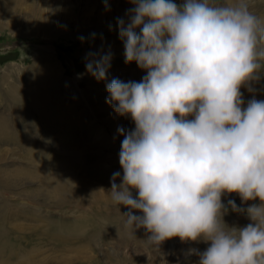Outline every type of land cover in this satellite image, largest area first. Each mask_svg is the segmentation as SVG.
I'll use <instances>...</instances> for the list:
<instances>
[{
    "label": "clouds",
    "instance_id": "obj_1",
    "mask_svg": "<svg viewBox=\"0 0 264 264\" xmlns=\"http://www.w3.org/2000/svg\"><path fill=\"white\" fill-rule=\"evenodd\" d=\"M128 2L127 20L116 21L125 62L147 75L106 83L107 102L135 124L118 128L123 178L113 173V203L130 209L127 224L147 229L154 246L210 242L198 264H264V100L245 107L240 91L264 73V18L251 0ZM111 59L87 60V72L107 81ZM224 193L259 199L244 210L252 223L225 224Z\"/></svg>",
    "mask_w": 264,
    "mask_h": 264
},
{
    "label": "rangeland",
    "instance_id": "obj_2",
    "mask_svg": "<svg viewBox=\"0 0 264 264\" xmlns=\"http://www.w3.org/2000/svg\"><path fill=\"white\" fill-rule=\"evenodd\" d=\"M174 2L179 5L183 0ZM220 2L231 4L234 0ZM132 7L128 0H0V206L5 211L16 204L23 206L22 217L31 218L22 222L27 224L26 230L28 224H41L36 217L39 212L52 214L59 210L58 205L76 219L80 215L92 217L93 208L98 206L92 189H111L115 172L120 173L116 183H122L119 152L124 137L118 128L134 130L135 124L107 102L106 83L112 78L133 81L136 72L147 73L135 62L126 63L121 55L124 44L116 21L127 20L126 12ZM251 9L264 16V0H251ZM108 53L112 56L108 79L98 81L87 72L86 61ZM46 76L54 79L55 86L42 85ZM240 91L245 107L253 98L264 100V73ZM53 98L56 106L44 108ZM52 113L60 115L63 123L51 127L44 117ZM96 126L116 143L115 157L103 155L97 147L102 137L92 133ZM113 159L115 165L110 162ZM39 169L48 172L51 180L67 176L63 182L74 186L64 185L56 202L47 199ZM82 181L86 189L80 186ZM73 188L76 190L71 192ZM132 194L138 198L137 190ZM221 200L223 220L230 228L252 223L244 210L260 204L258 198L245 202L238 193H224ZM230 200L241 211H234ZM29 205L32 211L27 212ZM107 208L111 216L102 221L103 231L68 248L74 250L67 254L74 259L69 264H198L195 253L210 246V242L182 241L179 237L154 246L147 229L127 224L123 214L130 211L128 207Z\"/></svg>",
    "mask_w": 264,
    "mask_h": 264
},
{
    "label": "bare ground",
    "instance_id": "obj_3",
    "mask_svg": "<svg viewBox=\"0 0 264 264\" xmlns=\"http://www.w3.org/2000/svg\"><path fill=\"white\" fill-rule=\"evenodd\" d=\"M261 17L264 18V16ZM121 55L124 56V52ZM30 71L31 70H29V72ZM146 75L147 73L143 74V72H136V74L133 75V81L139 82ZM46 78L47 79L45 80L43 79L44 81L41 80L43 82L42 85L49 84L55 86L54 79L52 77L46 76ZM56 103V100L53 98L49 105H45L44 108L52 109L56 106ZM44 118L48 119L51 127L56 123H63V118L55 113L45 115ZM91 131L94 134L98 133L99 136L102 137L101 142L98 140L99 144L97 145L100 151H102V154L107 155L109 158L115 157L112 156V154L116 150L117 145L116 143H113L112 138L106 136V134L104 136L98 126L93 127ZM110 162H113L115 165L116 160L113 159ZM107 164L111 163L107 162ZM107 164L105 165L106 167H108ZM39 173V177L43 180L42 190L47 194V199L55 200V202L58 200V196L63 193L64 185L66 188L74 186L71 183H66V181L65 183L63 182L67 176L64 178L63 175H57L54 176L53 180H51L50 174L48 172L46 174L44 169H39ZM76 180H74V182ZM80 186L84 189L87 188V184H85V182L83 183V181ZM74 190L76 189L73 188L71 192ZM92 191H94L93 196H95L98 200V206L93 208L94 213L92 212V217L86 218L83 215H80L76 219L74 216L72 217L68 215V212H65V209L58 205L57 208H59V210L54 213L52 212V214L39 212V216L37 215L36 217L39 221H41V224H28V230L24 227L27 224L22 222L31 221V218L22 217V213L24 211L23 206L15 203L16 205H13L11 208H7V211L3 210V206H0L2 208V210L0 209V264H69V262L74 259H71L70 257L68 258L67 254L68 252H72L74 250L68 248L81 244L82 242L85 243L88 240L89 235L95 237L94 234H99L103 231L102 221L105 219L107 220L111 216L110 214H107V211L109 210L107 207L112 208L110 210L123 208V205L120 207L113 203L109 193L110 189L105 190L94 187ZM30 205L27 206V212L31 209ZM64 207L71 208L73 206ZM76 209L78 210V207H76ZM87 232L88 234L86 237H82V234Z\"/></svg>",
    "mask_w": 264,
    "mask_h": 264
}]
</instances>
